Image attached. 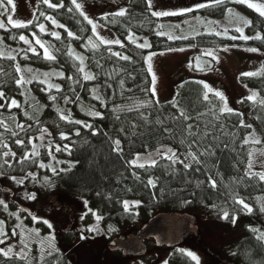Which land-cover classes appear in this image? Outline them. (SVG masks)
<instances>
[{
	"label": "trees",
	"instance_id": "trees-1",
	"mask_svg": "<svg viewBox=\"0 0 264 264\" xmlns=\"http://www.w3.org/2000/svg\"><path fill=\"white\" fill-rule=\"evenodd\" d=\"M48 2L54 7L39 0L36 18L28 27L0 29V93L4 94L0 100V220L7 230L34 223L47 232L50 227L43 221H33L42 201L43 215L69 209L62 214L68 219L54 227L61 245L44 257H36L32 243L28 257L4 256L0 252V264H72L69 248L85 231L80 226L71 228L70 199L84 201V207L78 210L84 214L83 226L94 223L112 239L136 232L161 212L213 218L211 223L205 222L223 229L219 252L224 258L233 264H264V239L258 238L260 231L264 233V183L247 173L248 147L244 143L245 136L254 130L264 148V59L260 75L240 77L243 84L257 91V98H243L238 105L240 111L229 112L223 110L216 95L206 93L203 82L197 79L177 82L174 97L158 103L146 63L149 52L176 46L245 44L264 52V39H249L243 44L215 34L184 35L171 24V17L164 18L163 24V19L153 15L146 0H128L125 16H99L100 23L118 36L121 44H94L90 24L71 0ZM0 3L4 4L1 17L7 6L4 0ZM226 3H212L217 6L192 12L216 18L224 7L233 5ZM236 6L251 19L253 32L264 38V18L244 4ZM45 17L61 26L59 40L49 34L40 35L54 51L52 60L45 59L41 52L34 55L24 50L20 39L38 36L39 26L49 23ZM158 31H173L179 38L171 41ZM131 33L137 36L136 42L126 39ZM145 42L149 47L141 46ZM21 78L25 81L22 85ZM12 101L20 107L13 108ZM245 114L247 124L242 122ZM69 118L76 123L69 122ZM43 129L50 136L49 150L45 146L31 155L30 140ZM77 132L80 135H75ZM160 147L173 149L176 158H161L143 167L132 164L137 154ZM7 148L13 153L10 163L3 158ZM54 159L59 161L60 169L47 166ZM31 173L35 175L28 177ZM12 178L24 180L14 189L5 188L4 182ZM213 182L215 188L211 187ZM32 194L35 199L30 198ZM240 198L251 202V214L235 208ZM126 200H136L139 206L125 210ZM113 252L122 253L117 249ZM168 261L195 264L176 248Z\"/></svg>",
	"mask_w": 264,
	"mask_h": 264
},
{
	"label": "rangeland",
	"instance_id": "rangeland-1",
	"mask_svg": "<svg viewBox=\"0 0 264 264\" xmlns=\"http://www.w3.org/2000/svg\"><path fill=\"white\" fill-rule=\"evenodd\" d=\"M7 6V11L4 16L0 17V23H2L7 29L12 27L8 22V17H12V22L17 24L29 25L36 18L37 4L39 0H12L15 5L14 9L12 5L4 0ZM147 1V0H146ZM228 7H224V12L214 18L211 15L199 16L193 14L192 11L203 8V5L217 3V0H151L152 7L149 8L152 13H156L160 19L171 17V24L177 26L184 32V35L197 33H215L218 36L232 37L233 40L241 41L243 44L249 39L259 35L257 32H253L252 26L247 27L241 24L235 17H229L228 10L231 9L236 16L242 17L243 20L251 23V19L237 8V3H232L231 0H226ZM44 2V0H42ZM77 3L81 5V11L84 16L92 20L93 24H96V35H93L94 44L100 43L103 40L104 45H118L121 44L120 39L115 34L111 33L104 25L99 21V16L105 13H118L125 11L128 0H77ZM148 3V2H147ZM244 5L254 4L257 7L251 8L254 12L260 15V10H264V0H244ZM235 6V7H234ZM223 8V9H224ZM191 10V11H190ZM166 12H186L187 15L182 16H164L159 15ZM80 13V12H79ZM83 16V17H84ZM261 16V15H260ZM264 18V16H261ZM49 20V19H48ZM51 21H55L51 19ZM45 22L39 26V35L31 34V36H22L29 43L25 44L22 40V48L33 53V49L36 52H41L43 56L46 54L54 56V51L51 48L47 40L42 39L40 35L49 34L51 37L59 35V25L56 21L52 23ZM87 21V20H86ZM92 34L93 28L92 25ZM43 27L44 31L41 32L40 28ZM240 27L244 33V37L241 39L240 34L232 31V29ZM158 34H164L171 41L179 38L175 32H157ZM99 37V39H97ZM131 40L136 42L135 34L130 35ZM128 41L129 37L126 38ZM40 43L37 44L36 41ZM43 45L44 47H41ZM145 43L141 44L144 46ZM183 49V51H181ZM222 49H228V51H222ZM250 46L244 45H221V46H176L169 49L151 51L146 55V63L149 69L148 57L151 56V90H153V76H155V100L158 103L168 101L174 97L175 87L177 82L181 80L197 79L203 82L206 93L214 94L219 93L227 101V107L230 111L239 110V101L243 98L254 100L257 98V91L247 87L240 80L241 76L259 73L261 70L262 60L264 59V52L256 49V52L249 51ZM163 53V55H161ZM206 53H211L209 56ZM213 56L215 59H213ZM200 60V61H196ZM161 76V81L160 77ZM160 84V85H159ZM253 93L256 95L253 96ZM219 98V97H218ZM224 102L222 101V108L224 110ZM240 111V110H239ZM242 112V111H241ZM242 122L247 124L246 114L242 117ZM43 137V140L40 138ZM259 136L254 130L245 136L244 143L247 145V173L249 175H256V177L264 183L261 179V175L264 174V148L260 143ZM50 136L46 131L41 130L35 138L30 140L31 155L38 152L39 149L47 147L49 150ZM173 149L169 147H160L147 153L137 154L133 161V165H149L155 163L161 158L168 157L167 159H174ZM4 161L10 163L13 158V153L8 148L3 154ZM53 156H51V159ZM50 169H60V163L54 159L47 165ZM35 173L28 174V177L34 176ZM23 178H12L4 182L5 188L14 189L17 184L23 182ZM33 194L30 196L32 199ZM247 208H251V202L240 198ZM236 200V201H238ZM70 210H72L71 228L84 229L85 233L80 236L79 239L74 241V244L69 248V255L72 264H169L168 258L170 253L176 249L183 251V253H191L199 261V264H233L229 259L224 258L219 252V246L222 245V238H224V231L220 227H214L206 224L213 221L212 219H202L199 215L190 214L192 218V224L190 232L187 236L181 238V241L174 246H161L156 243H149L146 241L145 250L139 255H124L122 253H114L115 246H112V238L108 236L98 225L94 223L84 224L82 222L83 212L78 211L84 207V201L81 199H70L67 201ZM235 208L242 213H247V208L241 204L235 202ZM43 201L38 204V210L36 216L33 217V221H43L45 225H51L50 229H46L47 232L40 231L39 226L33 223V225L19 226L18 229L11 228L6 229V225L3 221V232L7 235H0V240H4L5 243L0 244V252L4 256L11 257H28L31 248L35 245V251H33L36 257H44L46 253L53 251L59 245H61L54 233V227L58 226V222H67L68 217L62 216L69 209H59L56 214H47V217L43 215L40 208ZM125 210H134L139 206V202L136 200H126L123 203ZM127 206V207H126ZM36 207V208H37ZM45 207V206H43ZM234 209V207H233ZM235 211V209H234ZM60 214V216H59ZM66 216V217H65ZM207 221V222H205ZM147 222V221H146ZM145 222V223H146ZM144 223V224H145ZM25 227V228H24ZM16 232L18 235H13ZM35 236V237H33ZM125 236V235H123ZM122 236V237H123ZM259 237L264 236L263 232H259ZM61 238V236L59 235ZM116 238V237H113ZM34 243V245H32ZM189 256V255H188ZM191 258V256H189ZM192 259V258H191ZM193 260V259H192ZM197 260H193L197 264Z\"/></svg>",
	"mask_w": 264,
	"mask_h": 264
},
{
	"label": "snow or ice",
	"instance_id": "snow-or-ice-1",
	"mask_svg": "<svg viewBox=\"0 0 264 264\" xmlns=\"http://www.w3.org/2000/svg\"><path fill=\"white\" fill-rule=\"evenodd\" d=\"M147 2H148V7L151 8V7H152L151 0H147ZM217 2H218V4H221V5H222V4H224V3L226 2V0H217ZM231 2H232V3L240 4V3H244V0H231ZM7 3L10 4V5H12V7H13V9H14L15 5L12 3V0H7ZM44 3L47 4V6H48L49 8H53V7H54V5L51 4V3H49L48 0H44ZM71 3H72V5L74 6L75 10L78 11V12H80V15H81V16H84L83 11H81V5H80L79 3H77V0H71ZM216 6H217L216 4H207V5H203L202 7H216ZM247 6L250 7V8H256V7H257V6L254 5V4H248ZM59 7H60V8H63L64 5H63V4H60ZM3 8H4V4H3V3H0V9H3ZM72 10H73V9H71V8L68 9V11H72ZM258 10L260 11V15H261V16H264V10H260V9H258ZM190 11H191V10H190ZM228 13H229V17H230V18H231V17H235V18H236L241 24H243V25H245V26H247V27H251L250 22L243 20L242 17H238V16H236L235 13H233V12L231 11V9L228 10ZM3 14H4L3 12H0V15H3ZM187 14H188V13H186V12H166V13H162V14H159V15H164V16H182V15H187ZM116 15H117V16H121V17H122V16H125V15H126V11L118 12V13H116ZM153 15H157V14H156V13H153ZM45 18H46V19H49V20L51 21V17H45ZM84 19L87 20V22H88L90 25H92V28H93V35H96L95 29H96L97 25H96V24H93L92 20L88 19L87 16H84ZM8 22H9V24H11L12 28H25V27H28V26H29V25H27V24H17V23H13V22H12V17H11V16L8 17ZM51 22H52V23H55V21H51ZM56 26H57V27H60V25H56ZM0 29H3V30H5V31H8V29H7L2 23H0ZM40 31H41V32L44 31L43 27L40 28ZM65 31H67V30L65 29ZM232 31H235V32L239 33L241 39H245V40H247V38L244 37V33H243V31H242V29H241L240 27H236V28L232 29ZM209 34H210V35H214L215 33H209ZM68 35H69L72 39H76V37H75V36H72L71 33H68ZM54 38L57 39V40H59V39H60V36H59V35H56ZM225 38H227V39H232V37H225ZM20 39H21L25 44L29 43V41L26 40L24 37H20ZM97 39H99V37H97ZM253 39H256V40H262V39H264V38H262L261 36L257 35V36H255V37H253ZM129 40L131 41V37H129ZM36 43L39 44L40 41L37 40ZM89 43L91 44V41H89ZM100 43L103 44V43H105V42H104L103 40H100ZM120 46L123 47V45H120ZM41 47H44V46L41 45ZM137 47H139V45H137ZM144 47H149V45L147 44V42H145ZM181 51H183V49H181ZM222 51H228V49H222ZM249 51L256 52V49H249ZM33 54H34V55H39V53H37L34 49H33ZM206 54L209 55V56L212 55L211 53H206ZM70 55H71V53H70ZM161 55H163V53H161ZM7 58H8V59H14V57H12V56H8ZM24 58L26 59L27 57H24ZM120 58H121V59H125V60H127V57H120ZM45 59L52 60L53 57H52L51 55L46 54V55H45ZM147 59H148V64H149V71H151V60L153 59V57L149 56ZM213 59H215L214 56H213ZM17 71H19V69H17ZM28 71H30V70H28ZM80 71H83V68H81ZM260 74H261V73L250 74V75H260ZM59 78L63 79V76H61V77H59ZM86 78H87V79H91V77H86ZM24 83H25V81L23 80V78H21V80H20V84L22 85V84H24ZM56 91H62V90L59 89V88H57ZM152 94L155 96V76H153V90H152ZM214 95H216L217 97H219V99H220L221 101L224 102V106H225V107H224V111H225V112H229L230 109H228V107H227V101L224 100V97H223L221 94H219V93H214ZM255 95H256V94L253 93V96H255ZM3 98H4V94H3V93H0V100H3ZM205 99H207V97H205ZM241 102L243 103V101H241ZM65 103H67V101H65ZM262 103H264V102H262ZM11 106H12L13 108H18V107H20V105H18L15 101H12V102H11ZM141 107H147V105H141ZM180 115L183 116L184 114H183V113H180ZM101 118H102V117H101ZM61 119H65V117L62 115V116H61ZM69 122L76 123L75 121H71L70 118H69ZM0 125H3V122H2V121H0ZM244 126H245V125H241V127H244ZM21 127H24V126L21 125ZM82 127H90V126H88V125H82ZM248 127H250V125H248ZM44 131L46 132V130H44ZM93 134L96 135L97 133H93ZM75 135L78 136V135H80V133L77 132V133H75ZM40 139L43 140V137H41ZM61 139H69V138H68V137H61ZM255 142H256V143H260V141H258V140H256ZM21 146H23V145H21ZM117 146H119V142H117ZM5 147H6V146H5ZM57 150L59 151L60 149H57ZM172 155L175 156L176 153H172ZM200 155H204V153H200ZM27 158H28V157H25V159H27ZM167 158H168V157H165V159H167ZM192 159L195 160L196 157L193 156ZM174 162H175V161H174ZM179 162H180V163H183V161H179ZM21 163H23V161H21ZM136 166H138V167H143V165H136ZM9 167H11V165H9ZM152 167H155V165H152ZM261 179L264 180V174L261 175ZM149 183H152V182L150 181ZM153 186H154V185H153ZM211 187H213V188L216 187L215 182H213V183L211 184ZM32 199H35V196H33ZM236 202H237L238 204H241L243 207L247 208V205H244L242 201H239V200H238V201H236ZM0 204H3V201H0ZM4 206L7 207V205H4ZM126 207H127V206H126ZM247 213H248V214H251V213H252V209H251V208H247ZM224 219H228V217L225 216ZM48 227H51V225H48ZM0 235H7V233L3 232V222H0ZM13 235H15V232L13 233ZM258 238H259V239H264V236H262V237H258ZM2 243H5V241H4V240H0V244H2ZM185 254L191 256V258H192L193 260H197V258H196L195 256H192L191 253H185ZM197 264H199V261H198V260H197Z\"/></svg>",
	"mask_w": 264,
	"mask_h": 264
},
{
	"label": "water",
	"instance_id": "water-1",
	"mask_svg": "<svg viewBox=\"0 0 264 264\" xmlns=\"http://www.w3.org/2000/svg\"><path fill=\"white\" fill-rule=\"evenodd\" d=\"M192 218L182 213L161 212L151 217L136 232L112 239V246L125 255H136L145 250V242L174 246L189 232Z\"/></svg>",
	"mask_w": 264,
	"mask_h": 264
},
{
	"label": "flooded vegetation",
	"instance_id": "flooded-vegetation-1",
	"mask_svg": "<svg viewBox=\"0 0 264 264\" xmlns=\"http://www.w3.org/2000/svg\"><path fill=\"white\" fill-rule=\"evenodd\" d=\"M191 229V228H190ZM189 234V233H188ZM181 241V240H180ZM149 243H154L153 241H148V245L147 246H149ZM159 246V245H158ZM123 254V253H122ZM142 254V253H141ZM171 254V253H170ZM125 255V254H124ZM137 255H139V253L137 254Z\"/></svg>",
	"mask_w": 264,
	"mask_h": 264
},
{
	"label": "bare ground",
	"instance_id": "bare-ground-1",
	"mask_svg": "<svg viewBox=\"0 0 264 264\" xmlns=\"http://www.w3.org/2000/svg\"><path fill=\"white\" fill-rule=\"evenodd\" d=\"M160 78V81H161V76L159 77ZM160 85V84H159Z\"/></svg>",
	"mask_w": 264,
	"mask_h": 264
}]
</instances>
